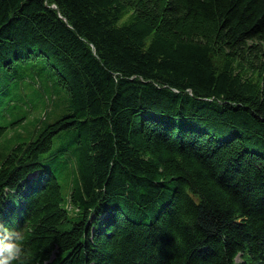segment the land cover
<instances>
[{
  "label": "trees",
  "instance_id": "16d2710c",
  "mask_svg": "<svg viewBox=\"0 0 264 264\" xmlns=\"http://www.w3.org/2000/svg\"><path fill=\"white\" fill-rule=\"evenodd\" d=\"M1 105L26 264H264V0H0Z\"/></svg>",
  "mask_w": 264,
  "mask_h": 264
},
{
  "label": "clouds",
  "instance_id": "9594fccd",
  "mask_svg": "<svg viewBox=\"0 0 264 264\" xmlns=\"http://www.w3.org/2000/svg\"><path fill=\"white\" fill-rule=\"evenodd\" d=\"M26 237L0 221V264H26Z\"/></svg>",
  "mask_w": 264,
  "mask_h": 264
},
{
  "label": "rangeland",
  "instance_id": "374dc122",
  "mask_svg": "<svg viewBox=\"0 0 264 264\" xmlns=\"http://www.w3.org/2000/svg\"><path fill=\"white\" fill-rule=\"evenodd\" d=\"M3 107H5L4 105H1L0 106V110L1 109H3ZM4 114H6V111H4L3 112ZM36 114H33L32 115V118H33V116H35ZM51 121H53V120H51ZM31 130V132H34L32 129H30ZM11 134V133H10ZM11 136V135H10ZM10 136H8L9 138H10ZM6 142V139L5 138H3L2 140H1V142H0V155H3L5 152H4V143Z\"/></svg>",
  "mask_w": 264,
  "mask_h": 264
}]
</instances>
